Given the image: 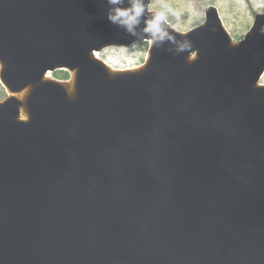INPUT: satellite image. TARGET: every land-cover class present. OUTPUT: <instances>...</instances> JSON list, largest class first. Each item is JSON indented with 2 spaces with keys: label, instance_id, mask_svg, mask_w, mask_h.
Masks as SVG:
<instances>
[{
  "label": "water",
  "instance_id": "obj_1",
  "mask_svg": "<svg viewBox=\"0 0 264 264\" xmlns=\"http://www.w3.org/2000/svg\"><path fill=\"white\" fill-rule=\"evenodd\" d=\"M131 4L0 0L9 83L82 66L92 112L44 86L27 126L1 101L0 264H264V20L235 53L216 15L182 37L163 20L148 73L109 85L101 46L151 38L154 13L131 32L107 19Z\"/></svg>",
  "mask_w": 264,
  "mask_h": 264
},
{
  "label": "rangeland",
  "instance_id": "obj_2",
  "mask_svg": "<svg viewBox=\"0 0 264 264\" xmlns=\"http://www.w3.org/2000/svg\"><path fill=\"white\" fill-rule=\"evenodd\" d=\"M145 12L165 11L166 20L182 32L198 29L209 23L213 16L220 17L230 38L228 51L237 52L251 33L264 20V0H144ZM150 44L146 38H134L126 42L108 41L101 46V57L115 67L139 66L145 62ZM91 47H94L92 45ZM189 50L197 57V50ZM6 61L5 67H9ZM51 74L67 79L68 71L54 69ZM263 82L264 76L254 82ZM0 101L7 102L8 92L0 80Z\"/></svg>",
  "mask_w": 264,
  "mask_h": 264
},
{
  "label": "bare ground",
  "instance_id": "obj_3",
  "mask_svg": "<svg viewBox=\"0 0 264 264\" xmlns=\"http://www.w3.org/2000/svg\"><path fill=\"white\" fill-rule=\"evenodd\" d=\"M165 22L167 23L168 27L171 29V32L175 34L178 37H182L183 35H187L191 32V30L187 32H182L179 29H175L166 19ZM227 33L228 30H227ZM155 43V41H154ZM149 50V49H148ZM153 50L150 52H147V55L145 57V62L139 66H127L118 68L109 63L107 60L103 59L101 55L98 57L100 60H98V65H103L106 69L108 74V84L114 85V82L119 80V77L125 76V75H145L148 73L150 69V59L152 58ZM200 58H194L192 57H186L185 63L188 66H192L194 62H199ZM53 66V65H52ZM51 67V66H50ZM52 68V67H51ZM48 68L44 71V73L41 75L39 79H37L35 82H30L22 87H15L9 81L7 80L5 73V56L0 53V77L2 78L4 84L6 85V90L8 92V96L18 101V112L16 114L10 115V120L15 123H20L23 125H33L35 126L37 124V115L35 113V107L33 104V96L36 93V91L40 87L44 86H56L61 89L66 94V97L68 99V104L70 108H75L76 106H80L81 109L78 110V117L80 118V121L86 125L90 126L92 122V112H91V106L90 102L87 100L86 95L84 94L82 87H81V73H82V66L73 67L71 69L72 75H70L67 79L57 78L51 74L53 69ZM264 76V72L262 73L261 77ZM260 77V78H261ZM133 89L132 92L138 93V90L135 88V84L132 85ZM259 88H264V83L258 82ZM2 103L0 101V107ZM264 222V215L263 220ZM262 222V223H263ZM143 241L137 238H132L131 245L132 247H137L138 245H141Z\"/></svg>",
  "mask_w": 264,
  "mask_h": 264
},
{
  "label": "clouds",
  "instance_id": "obj_4",
  "mask_svg": "<svg viewBox=\"0 0 264 264\" xmlns=\"http://www.w3.org/2000/svg\"><path fill=\"white\" fill-rule=\"evenodd\" d=\"M110 3L117 4L119 0H110ZM145 12L144 0H132L129 8H115L107 17L114 25L123 26L129 32L133 30V26L139 23L140 17ZM166 19L165 11L155 12L151 19L145 23L144 32L150 34L148 43L151 45L155 39H163L165 33L161 30V21ZM157 33L160 35L157 37Z\"/></svg>",
  "mask_w": 264,
  "mask_h": 264
}]
</instances>
